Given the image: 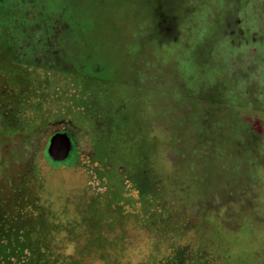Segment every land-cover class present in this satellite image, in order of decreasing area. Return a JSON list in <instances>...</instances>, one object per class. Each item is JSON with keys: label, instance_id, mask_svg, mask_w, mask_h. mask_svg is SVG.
I'll use <instances>...</instances> for the list:
<instances>
[{"label": "rangeland", "instance_id": "rangeland-1", "mask_svg": "<svg viewBox=\"0 0 264 264\" xmlns=\"http://www.w3.org/2000/svg\"><path fill=\"white\" fill-rule=\"evenodd\" d=\"M5 1L0 264H153L172 242L202 243L214 264H220L212 256L219 246L264 264V0ZM230 29L237 37L226 40ZM175 32L187 39L170 41ZM221 68L232 87L222 85ZM71 74L126 83L130 96L144 92L145 102L153 101L142 117L154 118L153 136L164 146L154 160L167 174L197 158L192 148L209 154V127L193 102L205 103V112L210 104L233 110L235 133L236 121L247 127L240 144L221 143L220 169L188 186H195L190 205L185 188H173L175 230L147 226L165 215L168 189L155 199L161 186L151 188L137 174L126 178L119 195L97 175L91 134L76 119L86 111L78 102L86 96ZM177 103L189 107L184 115ZM35 119L38 126L30 128ZM180 133L197 144L176 138ZM57 134L72 140L63 161L50 154Z\"/></svg>", "mask_w": 264, "mask_h": 264}, {"label": "trees", "instance_id": "trees-1", "mask_svg": "<svg viewBox=\"0 0 264 264\" xmlns=\"http://www.w3.org/2000/svg\"><path fill=\"white\" fill-rule=\"evenodd\" d=\"M5 4V0L0 1V8H4ZM188 14L190 15V13ZM99 17L101 19L103 15ZM189 19L185 18V20ZM95 28L97 31L93 30L94 36L98 34L99 30V27ZM191 29L193 31V28ZM178 35L177 37L175 32L170 41L178 42L182 41L184 38L187 39L186 36L184 37L185 34L182 35L180 33ZM213 66L215 65L211 63V68H213ZM220 71L224 75L222 85L224 81H227V83L230 84L228 85L232 87L233 81H229L225 77L222 68ZM69 78L76 86L82 87V94L86 96L80 99V101L78 100L82 107L86 108V111L80 117L77 116L76 119L79 124L86 125L91 134L94 152L92 162L96 164L95 169L97 175L106 182L105 184L113 188L116 194L121 195L125 191L126 178L129 175L141 174L145 177L149 187L161 186L160 189L156 190L158 196L156 194L153 196L155 199L162 196L163 192L168 189L169 202L166 213L156 225H147L150 227V230L160 229L161 232L167 234L168 232L165 231L173 230L174 226L177 225L176 216L173 215L175 213L171 210L173 208V199L171 197L173 188H185V194L182 195V198L186 201V205H190V201L193 202L194 199L191 194H193V187L195 186H193L190 191L188 190V186L196 185V182L198 184V176H204L207 172H217V170L220 169L218 165L225 161L226 158L223 157V146L221 143L224 141L227 147H231L234 143L238 145L240 144V140L242 142L243 139L241 130L247 133V127L244 124L241 127L239 121H236L238 125L237 133H235L233 110H231V112H229V110L222 112L221 109L219 110V107L214 108V106L210 104V109L205 112L204 109L207 108L205 103L193 102L203 115L202 123H207L209 127V129H207V134L210 137L207 138L205 146V150L208 151L209 154L205 156L204 153L200 154V150L198 151L192 148L196 152L197 158L190 161L188 160L185 166L179 169L180 171L173 172L168 170L167 174V170L165 168H160V165L156 164L154 160L159 155V152L164 149V146H162L158 138L153 136V128L155 126L154 118L150 114L146 119L142 117L143 109L153 104L152 100L145 102L146 100L144 99L146 94L144 92L139 93V96L134 98L124 91L122 86L113 83L114 80L110 79L111 81H109L107 80L108 78H103L102 76L71 74ZM78 81H82L83 85L78 83ZM177 104L179 106V103ZM190 104L192 105V102ZM187 108L189 107L179 106L178 112L182 114L183 110ZM127 114L130 116H127ZM225 116L227 117L224 118ZM129 121H133V124H129ZM45 123H47V121H44V124ZM33 125L38 126V120L35 119V121H32L30 128H32ZM226 129L233 131L232 133H227ZM124 130H131L132 134L127 133L126 135ZM199 136L201 137L200 134ZM175 137L187 141L182 133ZM189 143L192 146V144H197V140L194 138V140ZM231 152H228L227 154L229 155L227 156L235 161L236 157L231 155ZM213 155L214 158L212 159L211 156ZM187 165H189V169H184ZM158 174L161 175V177L158 176ZM168 176H170L169 180L167 179ZM196 186L198 187V185ZM148 196H150V193H148ZM163 196L164 199L167 198L165 195ZM38 201L39 200H37V204ZM38 207L39 206H37V208ZM97 221L101 223V221ZM202 228L204 227L202 226ZM199 229L205 234L201 228ZM168 249L169 252L164 253L161 259L155 256L153 264H214V261H211V254L205 251L202 243H198L197 247H192L191 243L183 245L181 243L172 242L168 245ZM212 256L218 258L220 264H261L260 260L254 259L252 261V259L241 257L242 255H235L234 257L233 252L230 251L227 246H225V248L224 246H222V248L219 246L218 250L215 251ZM114 259L120 260V258L115 256Z\"/></svg>", "mask_w": 264, "mask_h": 264}, {"label": "water", "instance_id": "water-1", "mask_svg": "<svg viewBox=\"0 0 264 264\" xmlns=\"http://www.w3.org/2000/svg\"><path fill=\"white\" fill-rule=\"evenodd\" d=\"M72 150V140L67 134H57L51 144L50 154L54 160L63 161Z\"/></svg>", "mask_w": 264, "mask_h": 264}, {"label": "flooded vegetation", "instance_id": "flooded-vegetation-1", "mask_svg": "<svg viewBox=\"0 0 264 264\" xmlns=\"http://www.w3.org/2000/svg\"><path fill=\"white\" fill-rule=\"evenodd\" d=\"M225 16L227 17V14H226ZM226 19H227V18H226ZM228 23H230V22H227V24H228ZM242 23H243V22H242ZM231 32H232L231 29H230V30H227L226 33H227L228 35H226V34L223 33L224 37H225L226 39H228V38H231V39L236 38L237 36H235V34H233V33H231ZM113 83L122 86V88L124 89V91L127 92V90L125 89V87H126L128 84L124 83L123 85H121V83H116L115 81H114ZM1 248H3V245L0 244V249H1Z\"/></svg>", "mask_w": 264, "mask_h": 264}]
</instances>
